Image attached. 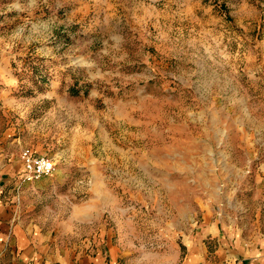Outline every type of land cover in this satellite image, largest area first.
Instances as JSON below:
<instances>
[{"label": "rangeland", "instance_id": "1", "mask_svg": "<svg viewBox=\"0 0 264 264\" xmlns=\"http://www.w3.org/2000/svg\"><path fill=\"white\" fill-rule=\"evenodd\" d=\"M23 150L54 164L37 212L114 264L264 251V0H0V159Z\"/></svg>", "mask_w": 264, "mask_h": 264}, {"label": "crops", "instance_id": "2", "mask_svg": "<svg viewBox=\"0 0 264 264\" xmlns=\"http://www.w3.org/2000/svg\"><path fill=\"white\" fill-rule=\"evenodd\" d=\"M18 167L0 159V264H114L104 237H81L76 226L47 222L37 212ZM240 262L264 264V251Z\"/></svg>", "mask_w": 264, "mask_h": 264}, {"label": "built area", "instance_id": "3", "mask_svg": "<svg viewBox=\"0 0 264 264\" xmlns=\"http://www.w3.org/2000/svg\"><path fill=\"white\" fill-rule=\"evenodd\" d=\"M22 170L19 176L21 182L36 180L48 175L54 167L51 158L43 155L34 156L28 150L20 155Z\"/></svg>", "mask_w": 264, "mask_h": 264}]
</instances>
